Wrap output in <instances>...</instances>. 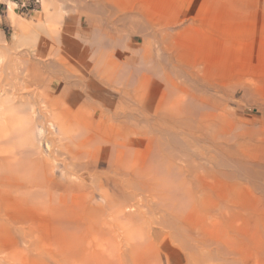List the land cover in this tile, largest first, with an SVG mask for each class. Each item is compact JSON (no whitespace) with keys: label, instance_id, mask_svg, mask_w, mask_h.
Instances as JSON below:
<instances>
[{"label":"bare ground","instance_id":"bare-ground-1","mask_svg":"<svg viewBox=\"0 0 264 264\" xmlns=\"http://www.w3.org/2000/svg\"><path fill=\"white\" fill-rule=\"evenodd\" d=\"M40 2L0 34V264H264V0Z\"/></svg>","mask_w":264,"mask_h":264},{"label":"rangeland","instance_id":"rangeland-1","mask_svg":"<svg viewBox=\"0 0 264 264\" xmlns=\"http://www.w3.org/2000/svg\"><path fill=\"white\" fill-rule=\"evenodd\" d=\"M0 1H5L6 3H7V13H8V7H9V4H10V2H12L11 0H0ZM9 1V2H8ZM58 1V0H57ZM42 2V1H41ZM38 3V5L34 8L35 10L33 11V12H29V13H27V12H23V10L22 9H20V7L19 6H16V4H15V10H16V13L22 18V19H24V20H37L38 19V17H41L43 14H42V12H41V8H42V3ZM59 3H61V2H59ZM16 7H18V9H16ZM5 8V7H4ZM6 10L5 9H3V5H2V7H1V9H0V13L2 14V15H4L3 13L5 12ZM28 11V10H27ZM30 11V10H29ZM41 13V14H40ZM36 14H38L37 15V17L35 16ZM8 15V14H7ZM40 15V16H39ZM36 17V18H35ZM33 18H35V19H33ZM11 22V21H10ZM12 23V22H11ZM11 23H7V24H4L3 25V28H4V30L3 31H1L0 32V34L1 33H4V35H5V38H6V40H7V42H11L12 41V35H13V33H14V25L12 26V24Z\"/></svg>","mask_w":264,"mask_h":264},{"label":"built area","instance_id":"built-area-1","mask_svg":"<svg viewBox=\"0 0 264 264\" xmlns=\"http://www.w3.org/2000/svg\"><path fill=\"white\" fill-rule=\"evenodd\" d=\"M16 5L23 8V12L31 13L34 11V8L38 5L39 0H17ZM30 11H27L29 10Z\"/></svg>","mask_w":264,"mask_h":264},{"label":"crops","instance_id":"crops-1","mask_svg":"<svg viewBox=\"0 0 264 264\" xmlns=\"http://www.w3.org/2000/svg\"><path fill=\"white\" fill-rule=\"evenodd\" d=\"M11 1H13V2H15V3H17L16 1L17 0H11ZM2 5H3V9H5L6 11L3 13L4 15H2L1 13H0V32L1 31H3L4 30V28H3V25L4 24H9V23H11L10 21V18H9V15H7V3L5 2V1H0V9H1V7H2ZM17 6V5H16ZM5 7V8H4ZM20 7V6H19ZM16 9H18V7H16ZM20 9H22L23 10V8H21L20 7ZM35 10V9H34Z\"/></svg>","mask_w":264,"mask_h":264}]
</instances>
